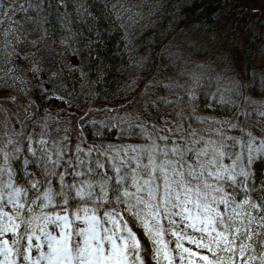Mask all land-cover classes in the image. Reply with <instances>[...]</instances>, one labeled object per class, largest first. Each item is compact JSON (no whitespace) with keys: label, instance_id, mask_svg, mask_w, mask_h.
<instances>
[{"label":"snow or ice","instance_id":"6c2138e0","mask_svg":"<svg viewBox=\"0 0 264 264\" xmlns=\"http://www.w3.org/2000/svg\"><path fill=\"white\" fill-rule=\"evenodd\" d=\"M26 2L17 11L39 14L45 0ZM63 3L58 0L57 7ZM6 16L0 91L27 96L31 82L15 61L23 59L38 77L40 61L25 45L35 48L47 33L30 39L24 24L34 25L36 17L21 22L4 12L0 24ZM184 63L178 73L184 83L164 85L183 95L159 98L162 105H176L174 119L121 131L122 138L143 141L138 144L89 145L82 133L73 143L68 129L44 120L26 133L23 124L34 114L23 105V120L13 114L21 125L17 131L0 102V264H146V256L153 264H264V135L245 126L252 118L264 125V103L243 96L244 87L255 91L252 85L225 83L223 76L211 75L210 65ZM252 77L264 87V76ZM38 87L47 99L63 102L43 83ZM232 96L254 107L244 110ZM198 98L235 119L199 116ZM5 99L17 103L15 95ZM193 122L221 127L204 132Z\"/></svg>","mask_w":264,"mask_h":264},{"label":"trees","instance_id":"16d2710c","mask_svg":"<svg viewBox=\"0 0 264 264\" xmlns=\"http://www.w3.org/2000/svg\"><path fill=\"white\" fill-rule=\"evenodd\" d=\"M22 5L27 7L26 0H0V14L8 12L12 20L21 22L25 16L36 17L34 25L24 24L29 30V38L37 39L45 32L47 35L35 48L25 45V51L35 52L33 59L40 61L42 70L38 77L27 71L29 64L23 59L15 61L25 70L20 73L23 78L31 82L28 95L0 91V102L8 108L7 115L12 118L17 131L21 129L13 115L21 112L17 110V103L30 98L36 102V107L28 132L33 130L35 121L44 120L50 127L68 129L67 135L73 143L81 133V138L89 145L142 143L141 139L132 136L122 138L121 131L128 130L130 124L147 121L162 125L163 120L174 119L171 113L176 105H162L159 98L167 96L175 100L183 95L182 89L175 88L147 100L146 111L135 113L129 124L104 116L100 118L101 115L85 121L83 115L89 104L98 105L100 111L106 112L116 102L128 103L132 96L138 95L140 79L151 62L168 65L175 60L180 70L186 67V60L210 65L215 70L211 75L223 76L225 83L239 81L243 85H252L255 91L249 87L241 91L257 105L259 102L255 97L264 98V87L258 79L253 84L252 77V73L257 77L264 76V7L257 0H64L59 7L58 0H45L39 14L31 9L27 13L17 11ZM130 16L137 23H131ZM8 19L4 17L0 31L8 28ZM229 70L232 76L228 74ZM179 72L175 71L172 78L175 83L183 84L184 78L178 75ZM41 83L49 89V95L54 92L64 98L58 112L53 113L46 107L50 100L41 93L38 87ZM10 94L17 97L16 104L5 99ZM243 96L231 98L242 109L251 111L254 105ZM197 104L199 116L209 117L206 114L209 110L223 120L235 119L229 112L208 107L202 98H198ZM75 119L85 122L79 126ZM32 121H25L23 125ZM245 126L255 133L259 124L252 118ZM193 127L207 132L205 128H214V124L193 122ZM228 132L239 135L235 130ZM64 134V131L60 132V135ZM134 230L141 233L138 227L134 226ZM141 239L150 251L142 234ZM145 261L153 264L150 256H146Z\"/></svg>","mask_w":264,"mask_h":264},{"label":"rangeland","instance_id":"374dc122","mask_svg":"<svg viewBox=\"0 0 264 264\" xmlns=\"http://www.w3.org/2000/svg\"><path fill=\"white\" fill-rule=\"evenodd\" d=\"M257 1L260 3L262 7H264V0H257ZM146 70H145L146 73L142 75V78L140 79V82L138 85L139 86L138 95H136L135 97L132 96L128 103L125 102V103L119 104L118 102H116L114 103L115 105L113 107L109 108L108 111H106L107 113L100 111L99 108L97 107L98 105L94 106V105L89 104L87 105L85 115H83L84 116L83 119L86 118L85 119L86 121L87 119H91L93 116L101 115L100 118H103L104 116L116 122H122L125 124H129L133 120L135 113L142 114L143 111H146L145 103L147 100H153L158 95L165 94L166 92L168 93L169 90L165 88L164 85L173 83L174 80L172 78V74L175 71L177 72L180 71L179 66H176L175 64V60H171L168 63V65L165 63L151 62L146 68ZM227 72L230 75L232 74L231 70ZM172 93H175V91ZM255 98H257V101L259 102V104L264 103V98L262 100L261 99L259 100L258 96ZM52 101L54 104L58 102L57 100H52ZM35 104L36 102H34L30 98L21 100L19 103H17V107H18L17 110L21 111L20 114L18 113L20 115L21 120L25 115L24 110L21 107V105L27 106L28 112L32 113L35 111V107H36ZM46 107H47V104H46ZM59 109H60L59 106L48 108V110L52 111L53 113L58 112ZM8 113H9V110H8ZM206 114L209 117H215L218 120H223L221 116L215 115L211 113L209 110L206 112ZM85 121H82V119H75V122H77L79 126L80 124H83V122ZM27 124H28L27 126L26 124L23 125V130L26 133L29 131L30 129L29 126L33 124V121L32 123H27ZM217 127H221V126L218 124H214V128H217ZM20 128H21V125H20ZM209 128L211 127L205 128V131H207ZM262 128H264V125H259L256 129L257 131L254 134L258 136L264 135V132L261 131ZM124 144H120V145H124Z\"/></svg>","mask_w":264,"mask_h":264},{"label":"water","instance_id":"95a60500","mask_svg":"<svg viewBox=\"0 0 264 264\" xmlns=\"http://www.w3.org/2000/svg\"><path fill=\"white\" fill-rule=\"evenodd\" d=\"M55 106H61V101H58V102H56V103L54 104L53 101L50 100V101L47 103V107H48V108H52V107H55Z\"/></svg>","mask_w":264,"mask_h":264}]
</instances>
